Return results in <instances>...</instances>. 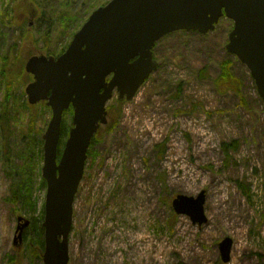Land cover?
I'll list each match as a JSON object with an SVG mask.
<instances>
[{"label": "rangeland", "instance_id": "obj_1", "mask_svg": "<svg viewBox=\"0 0 264 264\" xmlns=\"http://www.w3.org/2000/svg\"><path fill=\"white\" fill-rule=\"evenodd\" d=\"M1 1L0 48L8 52L7 68L12 72L23 63L29 74L24 68L29 56L58 55L90 11L108 0H5L6 16ZM44 12L51 15L49 33L40 20ZM231 27L232 21L222 18L206 34L164 36L153 49L158 69L133 99L117 104L114 94L109 100L108 109L113 105L119 113L107 114L92 143L95 156L87 151L73 201L68 264H264V108L247 68L225 50ZM223 58L234 61L237 88L217 83ZM31 80L13 86L12 94H21ZM4 92L1 83L0 102ZM20 97L27 101L25 92ZM34 110H19L16 124L10 121V158L20 167L18 174L5 173L0 151V264H44L33 254L36 247H27L35 235L30 225L15 244L13 239L18 216L39 218L42 226V157L30 155L35 209L9 199L12 178L22 181L30 144L20 136L33 114L42 150L51 110L43 105ZM71 115L63 114L61 128L65 124L67 131ZM66 136L61 132L58 154ZM201 190L207 221L199 226L175 214L171 200ZM226 236L233 245L223 263L218 243Z\"/></svg>", "mask_w": 264, "mask_h": 264}, {"label": "water", "instance_id": "obj_2", "mask_svg": "<svg viewBox=\"0 0 264 264\" xmlns=\"http://www.w3.org/2000/svg\"><path fill=\"white\" fill-rule=\"evenodd\" d=\"M223 16L233 22L225 50L245 65L264 108V0H109L90 13L57 57L36 54L26 60L25 71L32 75L24 88L27 101H45L51 110L42 134L44 264H68L73 201L91 140L107 123V102L115 93L118 100L133 99L158 69L152 49L162 37L180 30L208 33ZM70 107L72 125L58 155L62 117ZM205 196L204 190L176 194L171 207L200 226L207 221ZM29 222L17 217L14 244ZM232 245L228 236L219 241L223 263Z\"/></svg>", "mask_w": 264, "mask_h": 264}, {"label": "trees", "instance_id": "obj_3", "mask_svg": "<svg viewBox=\"0 0 264 264\" xmlns=\"http://www.w3.org/2000/svg\"><path fill=\"white\" fill-rule=\"evenodd\" d=\"M10 1H14V0H10ZM4 3H5V0H2L1 4L4 5ZM9 9H10L9 5L8 6L4 5V8H2V10H4L3 16H6L5 13H7ZM50 17L51 15H49L46 12H44L40 16V20L46 21V25H47L46 30L48 31V33L50 30L49 27L51 26L49 24ZM35 32L36 33H33L32 36L36 38L37 31L35 30ZM42 32L43 30H39V33H42ZM8 59H9L8 52L3 54L0 48V88H1V83H4V86H5V92H4L5 103L3 105L4 100L0 102V138H1L0 139V151L3 154V165H4L5 173L10 174L11 176H14L15 173L18 174L20 167L18 166L16 162H14L12 158H10V151H11L13 142H11L12 140L9 142L10 140L9 137H11V135L14 134L13 133L14 130L12 129L10 125V121H13L16 124L17 122L16 112L18 113L19 110H23V112H26V110H29L31 108L36 110L37 106L43 105V107H45L46 105L44 101H41L35 105H30L28 101L22 100L20 96L24 94L23 90L21 91V94H17V95L12 94L11 90L13 86L17 87L16 85L18 84L20 87H22V85L26 82V80H29L31 76L23 72V63L18 68H15L14 71L10 72L7 68L8 61H9ZM232 63H234L232 59L223 58V60L220 61V64H219L220 71H219V74L217 75V83L223 86L224 88H230V87L237 88L238 87L236 83V78L233 76ZM14 99L16 100H15V106L13 109L10 106V101ZM122 102L124 101H118L116 99L117 104L118 103L121 104ZM68 111L72 113L71 109H68L64 111V114ZM107 111L108 113H112L114 117H118L119 110L113 109V105H111L109 109L107 107ZM34 115L35 114H33L32 116L28 118L29 121L26 124L27 131L25 134L20 136L21 139L27 138L28 139L27 142L28 144H30L23 157V162L21 163V166L24 170V173L23 174L21 173L20 175V178L22 181L15 180L13 177L12 183H11L12 187L9 189L10 191L9 199L11 201L22 202L24 205H27L31 209H35V201L32 199V193H31V185H33L32 176L35 173L34 172L35 166H34V162L32 158L30 157V155L35 153L38 159H41L42 157L41 147L39 146L38 148V145L42 143V140L38 138V134L41 132H38L37 127L35 126L34 118H33ZM45 121L46 120H44L40 125L41 131L43 130ZM61 132L63 135L67 134V129H66L65 124L61 128ZM97 134H99V131L96 133V135ZM18 136L19 135H16V138ZM95 136L93 140L96 139ZM93 140L88 149V153L90 157H94L96 154L94 144H92ZM224 145H227V144H224ZM60 151L61 150L59 149V152ZM40 182L43 185L45 183L44 179L42 178ZM40 223H41V220L39 218L34 217L31 219L30 226L28 227V228H31L32 232L35 233V235L30 240V244L27 245V247L29 248L32 244L36 247V249L33 251V254L36 257L42 256V253L44 250L43 228Z\"/></svg>", "mask_w": 264, "mask_h": 264}, {"label": "flooded vegetation", "instance_id": "obj_4", "mask_svg": "<svg viewBox=\"0 0 264 264\" xmlns=\"http://www.w3.org/2000/svg\"><path fill=\"white\" fill-rule=\"evenodd\" d=\"M90 12H91V11H90ZM88 15H89V14H88ZM86 19H87V18H86ZM86 19H85V20H86ZM83 22H84V21H82V23H83ZM82 23H81V24H82ZM80 26H81V25H80Z\"/></svg>", "mask_w": 264, "mask_h": 264}]
</instances>
